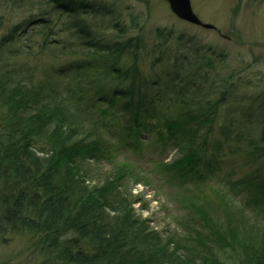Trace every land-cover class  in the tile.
<instances>
[{"label": "trees", "instance_id": "16d2710c", "mask_svg": "<svg viewBox=\"0 0 264 264\" xmlns=\"http://www.w3.org/2000/svg\"><path fill=\"white\" fill-rule=\"evenodd\" d=\"M40 1L59 27L41 17L0 37V244L28 235L41 264H264V165L238 178L264 158V122L257 136L226 134L234 147L207 157L238 90L224 54L108 3ZM49 49L66 60L39 80L31 60ZM148 142L174 150L158 167L170 181L204 186L226 172L217 199L187 201L166 233L135 206L134 187L151 178L121 159Z\"/></svg>", "mask_w": 264, "mask_h": 264}, {"label": "rangeland", "instance_id": "374dc122", "mask_svg": "<svg viewBox=\"0 0 264 264\" xmlns=\"http://www.w3.org/2000/svg\"><path fill=\"white\" fill-rule=\"evenodd\" d=\"M111 4L117 15L122 14L128 19L131 13L140 14L148 18V29L167 27L176 33L185 32L193 35L202 44L211 47L216 52L224 54L223 73L238 72V90L235 96L221 109L215 123L214 133L207 157L220 152H228L233 143H228L226 134H235L244 131L257 136L264 122V3L254 0H191L194 12L204 23L217 27L208 30L179 19L171 10L166 0H92ZM48 4L40 0H0V37L6 34L14 24L30 19L51 17L59 27L58 14L51 10ZM51 15H46L47 12ZM67 16H61L66 21ZM102 19L110 18L101 15H90L87 21L100 23ZM90 22H88L90 24ZM34 26L37 24L34 22ZM56 38L71 43L70 32H57ZM98 31V29H94ZM94 31V32H95ZM153 37V36H151ZM76 43V41L72 42ZM49 49L40 54L37 59L31 60L36 65L37 78L45 80L46 73L52 65L65 62L66 57L53 55ZM218 144V145H217ZM144 155L137 159V154L128 152L121 159H129L134 163L138 172L149 176L153 186L139 184L134 187V194L142 202L136 204L139 215L152 221V228L164 231H173L176 228L174 217L181 215L185 203L196 196H206L217 199V191L224 190V183H218L220 177L226 176L223 172H215L209 182L202 185L181 184L178 181L167 179L166 173L158 168L161 162L169 161L174 150L167 149L160 152L156 145L146 143ZM167 159V160H166ZM242 157L238 156V162ZM264 165V158L238 170V178L242 173L252 171ZM227 170V169H226ZM100 172L99 171V175ZM237 176L234 177L236 179ZM91 180L93 185L101 182ZM43 256L31 248L30 237L20 235L9 243L0 244V264H41Z\"/></svg>", "mask_w": 264, "mask_h": 264}, {"label": "water", "instance_id": "95a60500", "mask_svg": "<svg viewBox=\"0 0 264 264\" xmlns=\"http://www.w3.org/2000/svg\"><path fill=\"white\" fill-rule=\"evenodd\" d=\"M172 12L181 20L190 24L208 29L216 30V26L210 23H204L194 12L191 0H166Z\"/></svg>", "mask_w": 264, "mask_h": 264}]
</instances>
